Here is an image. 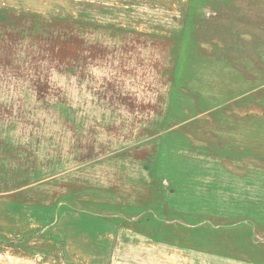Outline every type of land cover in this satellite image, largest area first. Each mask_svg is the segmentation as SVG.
I'll return each mask as SVG.
<instances>
[{
	"label": "rangeland",
	"instance_id": "rangeland-1",
	"mask_svg": "<svg viewBox=\"0 0 264 264\" xmlns=\"http://www.w3.org/2000/svg\"><path fill=\"white\" fill-rule=\"evenodd\" d=\"M207 159L264 168V0H0V264H264Z\"/></svg>",
	"mask_w": 264,
	"mask_h": 264
},
{
	"label": "crops",
	"instance_id": "crops-1",
	"mask_svg": "<svg viewBox=\"0 0 264 264\" xmlns=\"http://www.w3.org/2000/svg\"><path fill=\"white\" fill-rule=\"evenodd\" d=\"M216 151H219L218 149H216ZM222 151V150H220ZM219 151V152H220ZM225 152V150H224ZM207 161H209L210 163L215 162L212 167L215 168L214 169V175H209V177H203L200 176L199 178H201V180H199V187L198 189H195V193H200V194H210L211 192H214L213 194H216V196L218 198H220L221 200L225 201V199H229L227 197V194L230 195L231 198H233L232 194H235L236 197H239L236 200L239 199H247L248 198V193H254L257 191V194L261 197L264 198V189L262 187V191L263 193H260L259 191L261 190V185L262 182H260V178L262 176L261 179L264 180V168L262 166H254L252 164V166H248L246 168V171H244V177L242 175H238V177L240 176L241 179L243 178V180H233L230 176L226 175L228 174L225 169L219 165L222 162L217 159L212 160V159H207ZM200 163V162H199ZM198 163H193V167H195V165ZM198 166V165H196ZM189 167V166H188ZM243 173V172H242ZM260 177V178H259ZM237 178V177H236ZM197 179V177L195 178ZM250 182V185H253L256 183L257 188L256 189H250L248 186V183ZM196 183V182H194ZM206 192V193H204ZM238 194H240L238 196ZM187 247V246H185ZM193 247V246H192ZM199 248V250L205 251V248L201 247V245L199 244V246L197 247H193V249L197 250ZM1 260H8L9 257H5V254L7 253H1ZM27 257V256H26ZM13 258V257H12ZM25 258V257H24ZM40 257H36V260H39ZM259 262V261H257Z\"/></svg>",
	"mask_w": 264,
	"mask_h": 264
}]
</instances>
